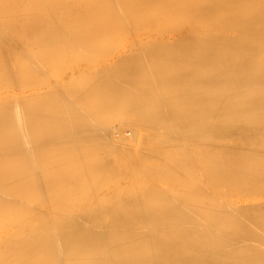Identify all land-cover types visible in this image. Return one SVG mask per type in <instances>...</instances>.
Returning a JSON list of instances; mask_svg holds the SVG:
<instances>
[{"label":"bare ground","instance_id":"6f19581e","mask_svg":"<svg viewBox=\"0 0 264 264\" xmlns=\"http://www.w3.org/2000/svg\"><path fill=\"white\" fill-rule=\"evenodd\" d=\"M122 38L184 49L84 60ZM117 105L135 131L115 139ZM251 190L264 0H0V264H264V201L233 198Z\"/></svg>","mask_w":264,"mask_h":264},{"label":"rangeland","instance_id":"374dc122","mask_svg":"<svg viewBox=\"0 0 264 264\" xmlns=\"http://www.w3.org/2000/svg\"><path fill=\"white\" fill-rule=\"evenodd\" d=\"M160 39H161V42L158 43V42L160 41ZM172 39H174V38H172ZM172 39H171V38H146V40L143 39L144 41L142 40L143 42H141L140 39L122 38V39H120V41H117V45L120 43L119 45L122 46V44H123L122 48H121L119 45L117 46L115 42L111 43V42H109V41H106V43L109 42V43L113 44L114 46L116 45V46H115V49H112V50H110V51H108V52H105L104 55L102 54L103 57L100 56V54L103 53V51H101V53H100V52H99L100 50H99V51H98V50H95V51H92V52H93V53H94V52H99L100 54L98 53L99 55H98V54L94 55L93 53H89L91 56H90V55H88V56L86 55L85 58L83 57V55H81L82 57L80 56V60L82 61V60H83L82 58H84V60H85V59H86V60H89L88 57H92V59H93L94 62H92L91 60H89L90 62H88V63H91V62H92L91 64H93L94 67H95V66H99V67H100V65H101V67H103V65H104V66H107V65H105V64H108V65H109V63H110V65L107 66V67H111V66H112V67H116L117 64H119V63L121 64V63H126V62H128V61H127V60H128V57H130V58H135V57L138 55V53H140L141 55L143 54L142 57H141V55H138V56H140V58L145 57L144 59H142V63H143V62H148V61H152V60H153L152 58H155L154 56L156 55V53H153V52L150 53V51H149L148 49L145 50V49H146L145 46H148L151 40H153V41H151V43H150V46H151V44H152V46H151L152 48H153L154 46H158V44H159L160 46L163 45L164 47L167 46L168 48H169V47L171 48V45L173 44V45H172L173 50H170V48H169V50H167L168 48H164V47H161V49H163V50H161V49L159 48L160 46H158L157 48H158L160 51H159L157 54H160V55H165V54L169 55V53H170L171 51H172V52L175 51V52L179 53L182 49H184V46H183L182 44H180L179 46L177 45L178 43H181L180 41L176 40L175 42H176L177 44L174 45L175 43H174V40L172 41ZM175 39H177V38H175ZM162 40L164 41V43H163ZM166 40H167V42H165ZM168 40H169V42H168ZM170 40H171V41H170ZM128 41H130V42H128ZM156 41H158V42H156ZM132 42H133V43H132ZM140 42H141V43H140ZM170 42H172V43H170ZM127 43H128L129 45H128ZM134 43H135V45H134ZM143 43H144V44H143ZM155 43H156V45H153V44H155ZM167 43H168V44H167ZM185 43H186V42H185ZM138 44H140V46L143 45V47H144L145 49H144L142 46H141V47H142V48H141ZM127 45H128V47H127ZM136 45H138V46L136 47ZM181 45H182L183 48L181 47ZM114 46H113V47H114ZM130 46H132V49H133V48H136V50L133 49V50H135V52H134V51H133V52L131 51ZM113 47H112V48H113ZM139 47H140V48H139ZM151 47H150V48H151ZM174 47H176V48L179 47V48H177V49L175 48V49H174ZM120 48H121V49H120ZM126 48H127V49H126ZM128 48H129L130 51L128 50ZM138 48H139V49H138ZM157 48L154 47L153 49L157 50ZM180 48H182V49H180ZM122 49H123V51H122ZM165 49H166V50H165ZM171 49H172V48H171ZM113 50H116L117 53L114 52ZM164 50H165V51H164ZM177 50H178V51H177ZM111 51H112V52H111ZM118 51H119V52H118ZM121 51H122V52H121ZM137 51H138V52H137ZM146 51H147V52H146ZM161 51H162L163 53H162ZM169 51H170V52H169ZM164 52H167V53L164 54ZM168 52H169V53H168ZM108 53H109V54H108ZM115 53H116V54H115ZM118 53H119V54H122V53H123V54H126V53H128V54H127L128 56H127V55H123V54H122V55H123V56H122V55H119ZM129 53H130L131 55H129ZM134 53H135V55H136V54H137V55L135 56ZM146 53H147V54H146ZM173 53H174V52H173ZM107 54H108V56H111V55H113V54H114V55L111 56V57H108ZM132 54H133V56H132ZM151 54H152V55H151ZM154 54H155V55H154ZM171 54H172V53H170V55H171ZM115 55H117V56H115ZM146 55H147V57H146ZM149 55H151V57H149ZM167 55H165V56H167ZM170 55H169V56H170ZM94 56H95V57L98 56V57L95 58ZM114 56H115V57H114ZM119 56H122V57H120V58H122V59H120ZM152 56H153V57H152ZM169 56H167V58H168ZM171 56H172V55H171ZM93 57H94V58H93ZM99 57H100V58L102 57V59L100 60ZM106 57H108V58H106ZM117 57H118L119 59H116ZM105 58H106V59H105ZM114 58H115L118 62H117L116 60H114ZM123 58H124V60H123ZM130 58H129V60H130ZM148 58H150V60H149ZM90 59H91V58H90ZM103 59H104V61H103ZM111 59L114 60V61H112ZM125 59H126V60H125ZM146 59H148V60H146ZM156 59H157V58H155V62H154V60H153L154 63H156V64H158V65H162V64H163V61H161V60L159 61V60L157 59V60L159 61V62H158ZM168 59H169V58H168ZM80 60H78V61H80ZM99 60H100V61H99ZM106 60H107V61H106ZM121 60H123L124 62H122ZM111 61H112V63H111ZM120 61H121V62H120ZM156 61H157L158 63H157ZM105 62H106V63H105ZM161 62H162V63H161ZM160 63H161V64H160ZM176 63H177V65H178V64L181 65V61H175V63H174V61H173L172 64L174 65V68H177V67H175V66H177ZM113 65H114V66H113ZM99 67H97V68H99ZM54 72H55V75H56V76L53 75V78H52L53 80H52V81H55L58 77H64L65 79L67 78V75H66V74L63 75L62 72H60V71H59L60 73H59L58 71H54ZM166 72L168 73V74H166V75L171 74V73H169L168 70H167ZM136 74H137V73H136ZM145 74H147V75H145ZM140 75L142 76V79H141V76H140ZM158 75H160V73H157V76H158ZM136 76H138V77H136V78H138L139 81H138L137 83H136V82H133V85H134V86H136V84H138L137 86H142V85H143V86H144V85L146 86L147 79H148V78L150 79V78H152V77H155V76L151 75V73H150L149 71H148V73H147V71H144V73H142V74H141V73H138ZM139 76H140V77H139ZM147 76H148V78H147ZM144 77H145L146 79H144ZM74 78H75V77H74ZM78 78L81 79L82 77H76V79H78ZM67 79H68V78H67ZM72 79H73V78H72ZM143 79H144L145 81H144ZM78 80H79V79H78ZM139 82H140V83H139ZM141 83H142V84H141ZM139 84H141V85H139ZM134 86H133V87H134ZM39 88H41V86H39ZM39 90H40V89H38V91H39ZM40 91H41V90H40ZM121 103H122V102H121V100H120L119 103H116V104H118V105L120 104L119 106H121ZM118 105H117L116 107H118ZM122 105H123V104H122ZM116 107H115V110H117V109H118V110H117V111H114V113H112V114L110 115L111 120L114 119V121H111V120H110V121H111V122H110V130H111V133L114 131V133H112V134H113V136L115 137L116 135L119 134V132L122 131V134H121V135H123V134L126 133V135H127L126 137H128V136H129L128 132L133 134L134 132H130V131H132V130L135 131V128H133L132 126L127 125V124H128L127 122H126L125 125H124V124L122 125L123 127H121V125H120L119 123H120V121H122V120L125 119V118H123L122 113L119 112V111H120V110H119L120 108L118 107V108L116 109ZM121 109L123 110V106H121ZM115 113H116V115H114V117H112L113 114H115ZM117 113H120V116H121L123 119H122V118L120 119V117L118 116L119 114L117 115ZM115 116H118L119 118L115 119ZM118 119H119V122H117V121L115 122V120H118ZM111 123H112V125H111ZM117 123H118V124H117ZM123 123H125L124 120H123ZM114 124H115V125H114ZM121 124H122V122H121ZM113 125H114V126H113ZM126 125H127V127H126ZM112 126H113L115 129H113ZM116 126H120L121 128L116 127ZM125 127H126V128H125ZM129 127H130V129H128ZM131 127L133 128L132 130H131ZM116 128H117L118 130H119V129L121 130L122 128H123V129L125 128V129H124V130H121V131H118V130H117V132H115ZM126 129H127V130H126ZM128 130H129V131H128ZM117 133H118V134H117ZM115 134H116V135H115ZM121 135L119 134V136L115 137V139H117V138L120 137ZM123 136H125V135H123ZM131 136H132V135H130V137H131ZM134 145H135V146H134ZM133 146L136 148L135 150H137V148H138L137 146H139V143H134L133 145H125L124 150L126 151L128 147H131L130 149L133 148V150H134V147H133ZM126 147H127V148H126ZM128 149H129V148H128ZM169 179H170V180H169ZM119 180H120V179H119ZM168 181H169L170 183L173 182V181L171 180V178L166 179V182H168ZM170 183L168 184L169 187L171 186ZM163 185H164V184H163ZM163 185H162V186H163ZM166 185H167V184H166ZM168 185H167V186H168ZM164 187H166V186H164ZM125 188H126V189L130 188L129 184H128L127 187H125ZM251 191H252V190H251ZM251 191H250L249 194H248V192H247V194H248L249 196H248L247 194H246L245 196L242 195V194H239V195L234 196L233 198H234L235 200H242V201L245 200V199L251 200V199H256V198H257V199H260L261 201H264V194H262L263 191H262V193L260 192L262 195H261V194L259 193V191H257V190H255V191H257V192L254 191L255 193H254V195H253V191H252V193H251ZM241 195H242V196H241ZM252 196H253V197H252ZM256 196H257V197H256ZM255 197H256V198H255ZM249 198H251V199H249Z\"/></svg>","mask_w":264,"mask_h":264}]
</instances>
